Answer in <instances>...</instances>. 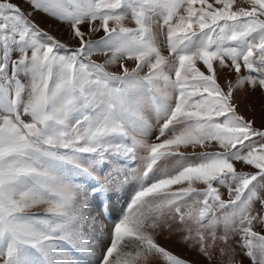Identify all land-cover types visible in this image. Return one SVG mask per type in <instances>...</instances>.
Here are the masks:
<instances>
[{
  "label": "snow or ice",
  "instance_id": "obj_1",
  "mask_svg": "<svg viewBox=\"0 0 264 264\" xmlns=\"http://www.w3.org/2000/svg\"><path fill=\"white\" fill-rule=\"evenodd\" d=\"M162 235L264 264V0H0V264Z\"/></svg>",
  "mask_w": 264,
  "mask_h": 264
},
{
  "label": "rangeland",
  "instance_id": "obj_2",
  "mask_svg": "<svg viewBox=\"0 0 264 264\" xmlns=\"http://www.w3.org/2000/svg\"><path fill=\"white\" fill-rule=\"evenodd\" d=\"M159 242L162 246L168 248L169 250L173 251L174 254L180 255L182 258H186V259H198L200 264H209V262L207 261V259L203 258V257H198L196 256L194 253H191L186 246H184L183 244L177 242V240L175 239H168L166 238V236L162 235L159 237ZM227 258H224V260L226 261ZM236 260H242L243 264H250V262L248 261V258L243 256L242 253L237 254ZM212 264H222V260L219 257L218 253L216 254Z\"/></svg>",
  "mask_w": 264,
  "mask_h": 264
}]
</instances>
